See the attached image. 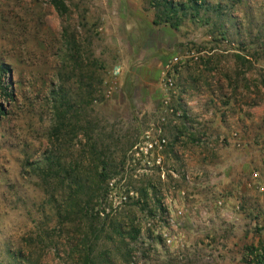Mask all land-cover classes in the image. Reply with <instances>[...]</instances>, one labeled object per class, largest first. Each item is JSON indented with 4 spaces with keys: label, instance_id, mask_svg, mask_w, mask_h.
I'll return each mask as SVG.
<instances>
[{
    "label": "rangeland",
    "instance_id": "obj_1",
    "mask_svg": "<svg viewBox=\"0 0 264 264\" xmlns=\"http://www.w3.org/2000/svg\"><path fill=\"white\" fill-rule=\"evenodd\" d=\"M62 1L63 14L51 0H0V66L8 70L0 77V264L76 262L72 240L88 223L62 217L58 185H45L35 168L55 147L87 164V135L115 158L139 142L127 164L134 171L117 184H152L165 211H117L120 221L134 219L140 237L128 261L123 246L108 243L112 264H258L264 0H205L222 29L191 18L177 29L154 25L147 0ZM109 200L127 201L117 193Z\"/></svg>",
    "mask_w": 264,
    "mask_h": 264
},
{
    "label": "trees",
    "instance_id": "obj_2",
    "mask_svg": "<svg viewBox=\"0 0 264 264\" xmlns=\"http://www.w3.org/2000/svg\"><path fill=\"white\" fill-rule=\"evenodd\" d=\"M148 5L154 10V25L168 24L172 29H177L185 18H191L192 21L203 25H213L214 29H222L223 25L212 23L209 16L211 10L220 17V11L209 6L205 0H185L184 2L175 3L173 0H147ZM51 4L60 14L66 11L62 0H51ZM219 8V7H218ZM218 26V27H217ZM8 74L7 67L0 66V77ZM1 83V82H0ZM1 87V86H0ZM4 95L8 98L11 94L2 87ZM57 93V92H56ZM67 102L64 96H61L60 104ZM0 103V115L3 113ZM62 112H57V124L52 129L53 136L58 137L61 129ZM91 127L90 122L85 124ZM88 142L85 145L84 154H89L87 164L78 165L76 160H66L58 148H53L51 153L43 159L41 164H37V175L42 177L45 185L57 184L60 189L59 215L68 220L79 221L83 219L88 223L86 230L80 238L72 240V247L76 258L73 264H112L108 259L104 247L108 243H117L123 246L124 256L127 261L134 257V244L140 237V229L130 219V223L118 220L119 211L122 207H128L132 210L137 208L142 214L155 218L157 215L164 213L162 199L155 186L148 183L146 187L123 189V185L117 183L124 181L128 177L129 171L135 168L129 167V161H133L132 149L139 146V142L129 143L126 149L122 150V155L118 158L112 157V153L106 147L98 148L95 141H91L90 135H87ZM130 153V154H129ZM128 164V166H127ZM136 163H134V166ZM81 166V167H79ZM128 171V172H127ZM132 175V174H131ZM119 177L120 180H116ZM124 194L127 201H123L121 206H113L109 200L110 195ZM131 194V195H130ZM133 194V195H132ZM58 195V194H57ZM53 196V200L58 198ZM121 248V247H120ZM262 255H259L258 264L264 263V248ZM98 259L101 261L98 262Z\"/></svg>",
    "mask_w": 264,
    "mask_h": 264
},
{
    "label": "built area",
    "instance_id": "obj_3",
    "mask_svg": "<svg viewBox=\"0 0 264 264\" xmlns=\"http://www.w3.org/2000/svg\"><path fill=\"white\" fill-rule=\"evenodd\" d=\"M178 62L179 61H178V58L177 57L172 58L171 61H170V63H171L172 66L178 65ZM168 71L170 72V75L168 76L167 73L164 75V82H165L166 87L168 89L173 90V89H175V82H174V79H173V77L175 76V74L170 69ZM165 111H166V114H174L173 109H169V110L167 109ZM161 120L162 121H165V117L162 116L161 117ZM164 144H166L164 139L159 140V142H158V148L159 149H162L164 147ZM253 176L257 178V174L256 173H253Z\"/></svg>",
    "mask_w": 264,
    "mask_h": 264
}]
</instances>
